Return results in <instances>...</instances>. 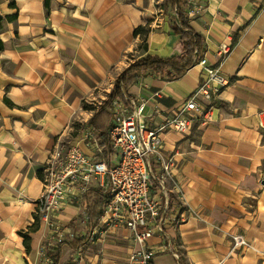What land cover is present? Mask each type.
<instances>
[{
    "label": "crops",
    "instance_id": "0c3cea01",
    "mask_svg": "<svg viewBox=\"0 0 264 264\" xmlns=\"http://www.w3.org/2000/svg\"><path fill=\"white\" fill-rule=\"evenodd\" d=\"M163 1L14 0L11 7L0 0V264H49L41 249L52 239L46 223L35 222V201L53 145L70 143L97 158L84 137L88 129L97 137L89 121L119 75L138 59L184 53ZM185 11L204 40L202 56L226 84L210 123L161 135L163 154L172 158L170 200L184 199L187 218L167 230L166 241L148 240V264H264V128L257 119L261 112L264 122V0H188ZM227 37L233 47L220 59ZM136 75L123 94L147 100L150 128L204 77L197 64L173 81L153 71ZM91 188L101 190L95 181ZM58 221L75 235L59 245L60 264H127L135 248L128 229H100V220L92 232L105 231L103 239L88 242L92 232L87 236L88 223L74 206ZM237 234L249 247L231 252ZM80 240L77 249L69 246ZM170 241L178 258L165 250Z\"/></svg>",
    "mask_w": 264,
    "mask_h": 264
},
{
    "label": "built area",
    "instance_id": "2783aa9c",
    "mask_svg": "<svg viewBox=\"0 0 264 264\" xmlns=\"http://www.w3.org/2000/svg\"><path fill=\"white\" fill-rule=\"evenodd\" d=\"M232 47L231 38L227 37L218 49L220 59L226 57ZM197 64L204 73L200 86L157 127L150 128L145 123L147 100L131 99L122 94L109 105L108 148L99 145L91 129L85 134L84 140L90 142L97 158L70 143L56 142L53 145L43 169L42 189L35 201V213L46 223L52 239L42 247V256L56 250L67 238L75 237L72 232L61 228L58 221L66 207L74 206L81 213L82 222L88 223L83 197L92 181L108 196L100 217V229L103 226L124 227L131 232L135 248L127 264H148L154 254L153 249L148 248V240L157 237L166 241L167 230L185 221L187 216L182 213V207L186 205L184 199L170 200L171 190L167 183L172 178V158L163 154L161 135L168 131L186 134L194 125H206L212 121L217 95L226 82L218 67L209 65L204 57ZM157 96L155 93L154 97ZM257 119L260 128H264L261 112L257 113ZM103 155H106L105 159ZM155 170L160 173L154 187ZM97 232H92L87 241L95 242L96 235L104 237L105 231ZM230 239L231 252L249 247L241 235H232ZM165 250L179 257L175 242H168Z\"/></svg>",
    "mask_w": 264,
    "mask_h": 264
},
{
    "label": "trees",
    "instance_id": "16d2710c",
    "mask_svg": "<svg viewBox=\"0 0 264 264\" xmlns=\"http://www.w3.org/2000/svg\"><path fill=\"white\" fill-rule=\"evenodd\" d=\"M188 0H164L162 8L168 9L172 14L174 23L170 24L171 31L180 36L181 40L185 41V50L179 56L169 58H159L156 56H148L139 59L129 65L115 80L113 88L108 94L107 99L101 105L99 110L91 117L90 124L96 132L99 145L108 148L109 142L107 137V130L109 128V105L113 99L123 94V90L131 86L137 79L136 72H143L148 74L153 71L155 74L166 76L168 81H173L181 78L189 69L193 68L198 60L202 58L204 53V40L195 33L189 26L188 15L186 13V3ZM47 5L48 0H45ZM10 6L14 7V0H10ZM174 14L176 17H174ZM11 19V17H9ZM0 25V32L2 30ZM141 28L134 31V35L138 34ZM2 43L0 42V50ZM106 155H103L105 159ZM107 193L91 188L83 197V203L87 206L88 212V225L87 236L92 232L93 228L97 225L103 213L104 203L107 201ZM38 222V218H35ZM26 250L28 247V239L23 237ZM82 244V241L70 243L69 246L74 250ZM62 245V244H61ZM58 247L55 251L46 252L45 257L49 260V264H60V251Z\"/></svg>",
    "mask_w": 264,
    "mask_h": 264
},
{
    "label": "rangeland",
    "instance_id": "374dc122",
    "mask_svg": "<svg viewBox=\"0 0 264 264\" xmlns=\"http://www.w3.org/2000/svg\"><path fill=\"white\" fill-rule=\"evenodd\" d=\"M142 59V58H141ZM139 60V59H138ZM106 100V99H105ZM104 100V101H105ZM146 113V111H144V114ZM88 214V213H87ZM186 220V219H185ZM185 222V221H184ZM182 224V223H181ZM117 228H120V227H117ZM124 228V227H123ZM131 233V232H130ZM132 237V236H131ZM96 238H99V235H96V237H95V241H96ZM103 238H101V239H99L100 241L102 240ZM132 241H133V239H132ZM148 243V242H147ZM133 244H134V241H133ZM135 245V244H134ZM131 253H132V251H131ZM43 257H45V254L43 255Z\"/></svg>",
    "mask_w": 264,
    "mask_h": 264
},
{
    "label": "bare ground",
    "instance_id": "6f19581e",
    "mask_svg": "<svg viewBox=\"0 0 264 264\" xmlns=\"http://www.w3.org/2000/svg\"><path fill=\"white\" fill-rule=\"evenodd\" d=\"M202 58H203V56H202ZM199 61V60H198ZM198 63V62H197ZM198 65V64H197ZM201 68V67H200Z\"/></svg>",
    "mask_w": 264,
    "mask_h": 264
}]
</instances>
